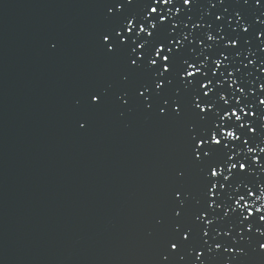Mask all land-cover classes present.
I'll use <instances>...</instances> for the list:
<instances>
[{"label":"water","instance_id":"water-1","mask_svg":"<svg viewBox=\"0 0 264 264\" xmlns=\"http://www.w3.org/2000/svg\"><path fill=\"white\" fill-rule=\"evenodd\" d=\"M103 3L0 0V264H161L177 171L200 190L186 120L111 98L76 105L93 89L121 88L125 58L97 43ZM252 248L255 239L236 264H264Z\"/></svg>","mask_w":264,"mask_h":264},{"label":"snow or ice","instance_id":"snow-or-ice-1","mask_svg":"<svg viewBox=\"0 0 264 264\" xmlns=\"http://www.w3.org/2000/svg\"><path fill=\"white\" fill-rule=\"evenodd\" d=\"M103 6L108 26L97 43L105 56L125 58L121 88L93 89L76 105L99 109L111 98L124 109L135 104L159 118L186 120L188 155L202 176L194 194L185 187L187 170L177 171L161 264L216 257L236 264L254 239L258 249L251 250L264 254V0H242L239 9L233 0ZM245 7L254 9L251 18ZM77 123L83 130L87 120Z\"/></svg>","mask_w":264,"mask_h":264}]
</instances>
